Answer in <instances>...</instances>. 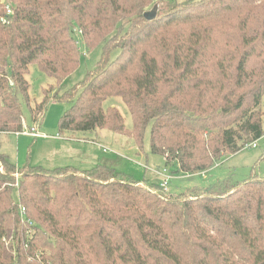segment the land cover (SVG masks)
Here are the masks:
<instances>
[{"label":"trees","instance_id":"16d2710c","mask_svg":"<svg viewBox=\"0 0 264 264\" xmlns=\"http://www.w3.org/2000/svg\"><path fill=\"white\" fill-rule=\"evenodd\" d=\"M1 1L0 134L24 132V105L37 123L67 102L61 132L110 130L143 151L150 128V152L175 175L207 172L264 137V0ZM75 30L100 60L33 109L29 68L59 90L81 66ZM110 98L132 128L104 108ZM0 264H264V179L172 195L106 166L18 167L0 154Z\"/></svg>","mask_w":264,"mask_h":264},{"label":"rangeland","instance_id":"374dc122","mask_svg":"<svg viewBox=\"0 0 264 264\" xmlns=\"http://www.w3.org/2000/svg\"><path fill=\"white\" fill-rule=\"evenodd\" d=\"M185 0H167L166 2H183ZM245 0H226V3H236ZM2 4L6 1L2 0ZM160 6V2L157 3ZM167 4V3H165ZM155 5V4H154ZM153 5V6H154ZM150 7L148 11L152 10ZM76 39L81 52V66L68 77L58 90L54 79L49 78L37 67L29 68L26 79L30 84L29 99L34 109L41 103L44 94L53 97L59 91L62 95L82 82L88 72L95 68L100 60L102 48L89 51L85 46L82 32L75 30ZM118 52L113 54L116 57ZM12 84V83H11ZM71 107L67 102L49 103L41 121L33 122L29 109L24 105V126L29 132L31 128L37 129L40 138L30 136H17L16 134H0V154H4L18 167L30 163L44 169L72 167L77 170H89L95 166H106L116 170V173L136 182H143L152 190H158L164 181L157 173L172 177L167 186V194L180 195L195 189L206 190L211 186L231 179L233 183H241L256 175L264 179V137L258 141V148L245 149L238 154L227 157L220 165L204 173L173 174V165H167L163 156L150 152V128L144 140V149L140 151L134 140L116 134L110 130H99L90 133H69L59 130V120ZM115 107L125 119L126 126L132 128V119L121 98H110L104 103V108ZM264 130V120H263ZM18 199V194H15Z\"/></svg>","mask_w":264,"mask_h":264},{"label":"built area","instance_id":"2783aa9c","mask_svg":"<svg viewBox=\"0 0 264 264\" xmlns=\"http://www.w3.org/2000/svg\"><path fill=\"white\" fill-rule=\"evenodd\" d=\"M12 15V10L11 8L7 7V16ZM4 23H8L7 19L3 20ZM17 136L19 135H26V136H30V137H35V138H40V134L38 133L37 129H35L34 127L31 128L30 132L25 129L24 132L22 133H17ZM250 148H257V142H254L252 144H250L249 146L246 147V149H250ZM159 175L164 177V181L161 185V189L165 192H167V186L168 184L171 182L172 177L170 175L166 174V170L163 171V173H158ZM21 214H25V209L21 208Z\"/></svg>","mask_w":264,"mask_h":264},{"label":"water","instance_id":"95a60500","mask_svg":"<svg viewBox=\"0 0 264 264\" xmlns=\"http://www.w3.org/2000/svg\"><path fill=\"white\" fill-rule=\"evenodd\" d=\"M158 10H159V4L155 5L151 11H148L144 14V17L148 20V21H153L156 19L157 14H158Z\"/></svg>","mask_w":264,"mask_h":264},{"label":"crops","instance_id":"0c3cea01","mask_svg":"<svg viewBox=\"0 0 264 264\" xmlns=\"http://www.w3.org/2000/svg\"><path fill=\"white\" fill-rule=\"evenodd\" d=\"M97 135H98V132H95ZM19 136H21V135H19ZM24 136H26V135H24ZM257 148H258V142H257ZM158 174V173H157ZM159 175V174H158ZM160 177H162V178H164L163 176H161V175H159Z\"/></svg>","mask_w":264,"mask_h":264}]
</instances>
